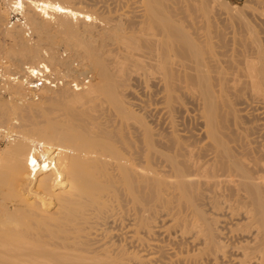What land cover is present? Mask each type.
I'll return each instance as SVG.
<instances>
[{
    "label": "bare ground",
    "instance_id": "bare-ground-1",
    "mask_svg": "<svg viewBox=\"0 0 264 264\" xmlns=\"http://www.w3.org/2000/svg\"><path fill=\"white\" fill-rule=\"evenodd\" d=\"M139 1L141 10L110 17L83 0H2L0 68L9 77L42 66L62 86H0V264H264V145L253 147L257 130L241 136L236 120L227 124V109L240 117L245 107L227 95L221 39L190 32L175 0ZM248 31L250 41L237 38L244 48L235 43L249 82L235 78L229 54L231 87L260 99L264 121V41ZM135 79L162 88L169 114L181 92L197 91L199 133L150 123L148 107L140 116L143 105L127 100Z\"/></svg>",
    "mask_w": 264,
    "mask_h": 264
},
{
    "label": "rangeland",
    "instance_id": "rangeland-1",
    "mask_svg": "<svg viewBox=\"0 0 264 264\" xmlns=\"http://www.w3.org/2000/svg\"><path fill=\"white\" fill-rule=\"evenodd\" d=\"M84 1H86L85 3L88 5V9L89 10H93L94 9V11L95 12H97L98 11V9H99V11H98V13H100V14H105V16L107 15H110V17L112 16H114V15H125V14H129L130 15V12H135V10L137 11L138 9L139 10H141V8L142 7H140V8H138L139 6H141L139 3H140V1L138 0H126V1H124L123 0V3H122V1L120 0V5L118 4L119 3V1L118 0H116V2L115 1H112V0H83V2ZM130 1V2H129ZM134 1V2H133ZM113 2V3H112ZM175 3L177 4L176 5V8H178L177 10L178 11H183V10H185L184 12L186 13H188V26H189V29H190V32H192L193 34L194 33H196L197 31H200V33H201V35H207L209 32L211 33V35H212V37L214 38V41L215 40H217L216 41V45H217V42L221 39V41H220V43L218 42V49H216V51L218 52L219 51V53L218 54H220L221 52H223V51H221V49H223L224 50V54H220L219 56L220 57H218L219 58V60L218 61H222V60H220V59H224L220 64L222 65V67H223V63H224V67H225V69H228V71L230 72V74H228L227 73V76L228 77H234L235 75H237V73H238V70H239V74H240V76H238V77H235L236 79H240L241 78V74L242 73H240V71H241V68H242V66L244 67V65H242V63H243V59H244V57H242V56H245L244 54H245V52H243V53H241L242 52V50H243V46H242V40H244V43L243 44H245V41L248 39H250V37H249V34H247V32H249L248 31V29L249 30H251V29H255V31L257 32L258 31V33H259V38L260 39H262V41H264L263 39H264V0H175ZM0 4H1V6H3L4 4L2 3V0H0ZM3 4V5H2ZM131 4V6H129ZM134 4V5H133ZM87 5H85V6H87ZM119 5V6H118ZM122 6V7H121ZM118 7V8H117ZM130 7V8H129ZM106 8V9H105ZM110 8V9H109ZM116 8V9H115ZM122 8H124V10L122 9ZM126 8V9H125ZM96 9V10H95ZM102 9V10H101ZM108 9H109V11H108ZM128 9V10H127ZM129 9H131V10H129ZM107 10V11H106ZM111 10V11H110ZM133 10V11H132ZM101 11V12H100ZM121 11V12H120ZM127 11V12H126ZM111 12V13H110ZM123 12V13H122ZM114 13V14H113ZM186 13V14H187ZM132 14V13H131ZM116 17V16H115ZM245 30H246V32H245ZM236 34V35H234V34ZM257 33V34H258ZM233 35V36H232ZM241 35V36H240ZM2 36V34L0 33V38H2L1 37ZM220 37V39H219V37ZM218 37V38H217ZM231 37V38H230ZM234 37H236V38H234ZM242 38V40L240 39H237V38ZM215 38H217V39H215ZM223 38H225V39H223ZM222 39L225 41V44L226 45H228V47H226V45L224 44V41L222 42ZM246 39V40H245ZM247 40V41H248ZM227 41V42H226ZM238 41V42H237ZM239 41H241V42H239ZM250 41V40H249ZM261 41V42H262ZM222 42V43H221ZM238 43V44H240L243 48H241L240 47V45L238 46V44L236 45V43ZM229 43H230V45H229ZM235 43V44H234ZM264 43V42H263ZM263 43H262V45H263ZM219 44H220V48H219ZM225 46H224V45ZM233 44H234V46H233ZM223 45V46H222ZM231 45L234 47L233 49L235 50H232V48H230L231 47ZM236 45V46H235ZM61 48H59V50H60V53H62V51H64L63 53H64V55H65V53L67 52L66 51V49L63 47V45L62 46H60ZM63 47V48H62ZM223 47H226V48H223ZM238 47V48H237ZM239 47H240V49H239ZM263 47H264V45H263ZM229 48L233 51V52H231V51H229ZM237 48V49H236ZM65 49V50H64ZM225 50L228 52V55H227V52H225ZM236 50H237V53H236ZM241 50V52H239V51ZM0 51H1V48H0ZM244 51V50H243ZM230 52V53H229ZM239 52V53H238ZM62 53V54H63ZM235 53V55H239V56H241L242 58V60L241 59H237L236 58V56L235 55H233ZM227 56H226V55ZM233 56L232 57V59L234 58V64H235V66L236 65H239V68H237L238 66H236V70L237 71H235V72H237V73H235L234 72V74L232 73V71H234L235 70V66H234V64L232 63V64H230L232 61H229V57L231 58V56ZM241 54V55H240ZM63 55V56H64ZM67 55H69V53L67 52ZM224 56H226V57H224ZM229 56V57H228ZM221 57H223V58H221ZM64 58H65V56H64ZM239 61L238 63H235V61ZM227 63H226V62ZM242 61V62H241ZM227 64V66H226V64ZM232 66H230L229 64ZM223 67V68H224ZM231 67V68H230ZM241 67V68H240ZM234 68V69H233ZM232 69V70H231ZM243 69V68H242ZM231 70V71H230ZM227 70H226V72H228ZM215 74H216V72H214ZM213 73V77H214V74ZM231 73H232V76H231ZM79 75H77V76H79V80L81 79V80H83L84 78H86L84 81H89L90 80V78H91V76H89V74L88 75H85V76H83V74H85V72L84 71H82V70H80V72L78 73ZM238 74V75H239ZM91 75V74H90ZM230 75V76H229ZM243 75V74H242ZM216 76L218 77V74H216L215 75V78H216ZM228 77H226V78H228ZM88 78H89V80H88ZM228 79V81H231V82H229L230 84L232 83L233 84V86H232V84L231 85H229L230 86V90L232 91V89H233V91L234 92H231L230 90V92L228 91V93H227V95H228V97H230L229 99L233 102V99H234V101H235V103L233 102V104H235L236 105V108H238L237 110L239 111V110H242L244 107V111L241 113V112H239L240 113V117H239V115H238V113H234L233 114V112L232 111H230V110H226V113H232V114H229L228 116H230V115H232V117H229L228 119H229V121L227 122V124L229 125L230 123L229 122H231L233 125H232V128L234 127V124H236L237 123V127L239 126L240 128L243 126L244 127V125L245 124H247V125H245V128H242V129H240L239 127H238V129H239V132H241L240 133V135L242 134V131H243V129H244V131H243V133H246L247 132V130H248V132L249 133H247L246 135L248 136L249 134H250V132H252L253 130L255 131V130H257L258 131V129H260L261 127H262V129H263V131H264V121L262 120L263 118H262V116L260 115V108L259 107H261L262 105H261V101H260V99L256 96V99L258 98V100L259 101H257V100H255L254 98H253V96L249 99V95H250V92H251V90L250 89H248V91H249V93H248V96H247V88H246V90H245V87H239L238 89L240 90V93H239V90L237 89H235V88H232V87H236V85L234 84L235 83V81H236V79H235V81L233 80V79ZM139 79V78H138ZM142 79V78H141ZM242 79V81H243V79H244V81H246V83L247 82H249L248 81V79L246 78V77H243V78H241ZM246 79V80H245ZM80 80V81H81ZM215 80L216 79H214V84L216 83L215 82ZM237 80V81H238ZM91 81V80H90ZM136 81V82H135ZM137 79H135L134 81H132L133 82V84H135V86H133V84H132V82H131V84H132V86H133V88H134V90L137 92H135L133 89H132V91L133 92H135L136 93V95H135V93H133L132 92V94H131V92L129 93V95H127V100H128V102L130 101V103L132 102V101H134V103L132 102V104L131 105H133V109L136 107V106H138V104H142L143 106H145V108L143 107V106H141V107H143V108H141V110H140V106H138V107H136V112L138 113V114H140V116H141V114H142V117H144V118H146L148 115H150L151 114V111H152V116L151 117H153L154 115H156V119H155V116L153 117V118H151L150 116V118L151 119H147V121H149L150 120V123L152 122L153 123V121H151V120H154V121H158V123L159 124H163V122H164V120H165V123L164 124H169L171 121H175V122H177V123H182L181 125H183L184 127H181V128H185V126H189V127H187L186 129H188V131H189V129H190V131H189V133L190 132H192V131H195L197 128H199L200 126H199V124H202L201 122H203V121H206V118H205V114H203V111H202V109H201V106H200V102L197 100L198 98H200V95H199V93H197V91H196V93H195V91H190L191 93H194V94H198L197 96L196 95H192V94H190V92L188 93V97L187 98H184L185 96L184 95H187V93L184 91V92H181V94L179 95L180 96V98H182V101H184V102H186V103H184V102H180V100H179V103L176 105L177 106V110L174 112V113H167V112H169L168 110H166V105H165V100L164 101H159L160 99L157 97V94H161L160 96V98H163V96H162V88L161 87H159L158 86V89H156L157 87H156V83H151L152 84V88H151V86L149 87V86H147V84L149 85L150 84V82L148 83L147 82V84H145V83H143V81L144 80H139L138 82V84H137ZM233 81V82H232ZM135 82V83H134ZM142 82V83H141ZM146 82V81H145ZM218 83H219V81H217ZM239 82H241V81H239ZM141 83V84H140ZM218 83L217 84H215V86L216 85H218ZM242 83V82H241ZM241 83H240V85H241ZM246 83H243L244 85L246 84ZM141 85V87H140V85ZM150 84V85H151ZM242 84V85H243ZM88 85V84H87ZM136 85H138V86H136ZM148 87V89L146 88V86ZM155 85V86H154ZM142 86H144V87H142ZM153 86H154V88H153ZM232 86V87H231ZM161 88V89H160ZM237 88V87H236ZM244 88V89H243ZM149 89H151V90H149ZM153 89H154V91H156V92H154L153 91ZM161 90V92H160V90ZM145 90H148V92L150 93H148L147 91H145ZM158 90H159V92H158ZM216 90H218V88L216 89ZM241 90H243V92L241 91ZM150 91H153V92H150ZM235 91H238L237 92V94L239 95V94H242V93H244V95L242 96V95H240V96H237V94H235ZM242 92V93H241ZM141 93V94H140ZM151 93L153 94L152 96H151ZM183 93H185V94H183ZM230 93H232V97H231V95H230ZM252 93V92H251ZM148 94H149V96H148ZM154 94H156L155 96H154ZM192 95V98H191V96L190 95ZM233 94H235L236 96H237V98L233 95ZM137 95H138V97H140V98H138L137 97ZM251 95H253V94H251ZM250 95V96H251ZM130 96H133V98L132 97H130ZM189 96H190V98H189ZM193 96H195L196 97V99H194L195 97H193ZM244 97V99L243 98H241L242 99V101L239 99V97ZM135 97V98H134ZM142 97V98H141ZM144 97V98H143ZM150 97H153V98H158V100L156 99H154V100H152ZM236 98V100L238 99V101H240L241 103H244V102H246L245 104H240L239 106H241V107H239L238 106V104H237V102H236V100H235V98ZM33 98H34V100H36V102L38 101L37 99H39L40 98V96H33ZM150 98V100L151 101H149L148 99ZM231 98H233V99H231ZM246 98V99H245ZM253 98V99H252ZM130 99V100H129ZM135 99V100H134ZM138 99V100H137ZM145 100L146 101V104H147V101H148V103L149 104H151V105H146V104H144L145 102L143 101V100ZM192 99V100H191ZM193 99H194V101H193ZM249 100V102L248 103H250L251 102V106L250 105H248V107H246L247 105L246 104H248L247 103V101ZM254 100V102L252 101V100ZM163 100V99H162ZM195 100H197V101H195ZM244 100V101H243ZM247 100V101H246ZM39 101L41 102V99H39ZM38 101V102H39ZM135 101H136V104H135ZM152 101H154V102H152ZM255 101L257 102V103H255ZM143 102V103H142ZM198 102V104H196ZM240 102H238V103H240ZM253 102V103H252ZM258 102H259V104H258ZM161 103H164V104H162L161 105ZM46 105H48V104H50V102H47V103H45ZM159 104V105H158ZM256 104V105H255ZM134 105H136V106H134ZM178 105H181V106H178ZM184 105V106H183ZM197 105H198V107H197ZM246 105V106H245ZM254 105V106H253ZM261 105V106H260ZM150 106H152V107H150ZM156 107V109H154L155 107ZM146 107H148V108H150V112L149 111H147L146 112V110H148V108L146 109ZM161 107V108H160ZM184 108V110H183V108ZM199 107H200V109H199ZM158 108V109H157ZM180 108V109H179ZM248 108V109H247ZM164 109H165V111H164ZM179 109V110H178ZM145 110V111H144ZM154 110V111H153ZM159 110V111H158ZM182 110V111H181ZM187 110H189V111H187ZM155 111H157V113H154ZM159 112V113H158ZM165 112H166V114H165ZM180 112V113H179ZM184 112V113H183ZM252 112V113H251ZM146 113V114H145ZM164 113V114H163ZM177 113V114H176ZM243 113H244V115H243ZM111 113H109V116L108 115H105V117H104V115H102L101 116V119L103 120V117L104 118H107V119H111L110 121H112L113 122V120H115V117L114 116H112V117H114V119L111 117V118H108V117H110L111 115H110ZM148 114V115H147ZM173 114H175L176 116L174 117V115ZM202 114V115H201ZM247 114V115H246ZM143 115H145V116H143ZM167 115H172V117L170 116H167ZM201 117H200V116ZM234 115V116H233ZM235 115H237V116H235ZM248 117V118H246V116ZM204 116V117H203ZM244 116V117H243ZM160 117V118H159ZM162 117V118H161ZM168 117V118H167ZM236 117V119H234V118ZM243 117V118H242ZM252 117V118H251ZM164 118V119H163ZM237 118H240V119H237ZM254 118V119H253ZM262 118V119H261ZM106 119V120H107ZM113 119V120H112ZM170 119V120H169ZM173 119V120H172ZM196 119V120H195ZM198 119V120H197ZM202 119V120H201ZM204 119V120H203ZM228 119H226V120H228ZM245 119H246V121H245ZM248 119V120H247ZM106 120H104V121H106ZM177 120V121H176ZM195 120V121H194ZM232 120V121H231ZM234 120V121H233ZM235 120L237 121L236 123H235ZM262 120V121H261ZM168 121V122H167ZM170 121V122H169ZM239 121V122H238ZM226 122L224 121L223 123L224 124H226ZM243 125H242V124ZM252 123V124H251ZM254 123H256V124H258V125H260L261 127L260 128H258L259 126L258 125H254ZM260 123V124H259ZM156 124V123H155ZM185 124V125H184ZM196 124H198V126L196 125ZM251 124V125H253V126H250L249 127V125ZM229 126H231V125H229ZM257 126V127H256ZM246 127L248 128H253V127H255L254 129H252V130H250L249 131V128L248 129H246ZM235 128V127H234ZM256 128H258V129H256ZM185 129V130H186ZM246 129V130H245ZM262 129H260V131L259 132H257V131H255V133L253 132V133H251L252 135L250 136L249 135V138L251 137V139H252V137H253V147H255V146H261L262 144L264 145V132H262ZM242 130V131H241ZM197 131L198 130H196L195 132H192V133H196V134H198L199 133V131H198V133H197ZM261 132H262V134H261ZM253 134L255 135V138H256V136H257V138L259 139V140H256V139H254V136H253ZM245 135V134H244ZM260 135H261V137H263L262 138V140H260L261 139V137H260ZM263 135V136H262ZM241 136H243V134L241 135ZM6 139V138H5ZM5 139H3V138H0V149H3L4 147H6L7 145H8V143H6V142H8L7 140H5ZM4 140V141H3ZM254 141H256V142H254ZM258 142V143H257ZM262 142V143H261ZM6 144V145H5ZM256 144V145H255ZM264 146H262V147H260V148H262V149H264L263 148ZM256 148V147H255ZM232 227V226H231ZM231 227L229 226V228L231 229ZM234 228V227H233ZM232 230V229H231ZM238 230L239 229H237V230H235V233H237L238 232ZM227 231V235H226V238L227 237H229V235H232L231 233H229L230 231L227 229L226 230ZM233 232H234V229L232 230ZM232 232V233H233ZM239 233V232H238ZM237 233V234H238ZM236 234V235H237ZM236 235H234L233 234V236L235 237ZM236 238H234L233 240H235ZM229 241V240H227V241H229V243L230 244H232V242H234V241ZM226 241V242H227Z\"/></svg>",
    "mask_w": 264,
    "mask_h": 264
},
{
    "label": "built area",
    "instance_id": "built-area-1",
    "mask_svg": "<svg viewBox=\"0 0 264 264\" xmlns=\"http://www.w3.org/2000/svg\"><path fill=\"white\" fill-rule=\"evenodd\" d=\"M87 83L88 81H83V84ZM9 84L22 85L29 90L37 91L45 87L56 89L62 86V81L42 66L35 69H26V72L23 73H13L9 77L6 76L5 72L0 68V86L2 88V94H5L4 87ZM83 84L77 87V83H72V87L74 90H77L78 88H82Z\"/></svg>",
    "mask_w": 264,
    "mask_h": 264
}]
</instances>
